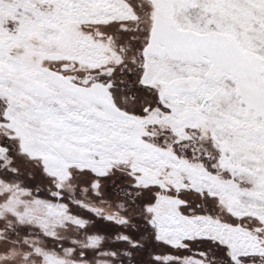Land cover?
I'll return each instance as SVG.
<instances>
[{
	"label": "snow or ice",
	"instance_id": "6c2138e0",
	"mask_svg": "<svg viewBox=\"0 0 264 264\" xmlns=\"http://www.w3.org/2000/svg\"><path fill=\"white\" fill-rule=\"evenodd\" d=\"M0 264H264V0H0Z\"/></svg>",
	"mask_w": 264,
	"mask_h": 264
}]
</instances>
